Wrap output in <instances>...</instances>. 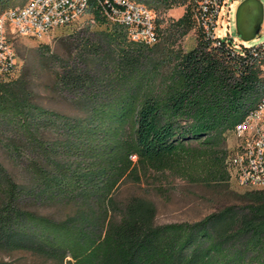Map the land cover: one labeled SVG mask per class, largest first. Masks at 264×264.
<instances>
[{
  "label": "trees",
  "instance_id": "obj_1",
  "mask_svg": "<svg viewBox=\"0 0 264 264\" xmlns=\"http://www.w3.org/2000/svg\"><path fill=\"white\" fill-rule=\"evenodd\" d=\"M135 1L185 11L157 18L158 42L145 46L90 1L85 14L102 28L86 27L95 40L56 77L82 117L36 104L24 77H0V264L18 252L43 264H264V190L164 225L146 199H115L123 182L149 173L225 185L228 140L264 95L260 49L236 51L195 29L183 51L178 41L195 28L186 0ZM9 7L0 0V12ZM56 206L70 211L41 212Z\"/></svg>",
  "mask_w": 264,
  "mask_h": 264
},
{
  "label": "rangeland",
  "instance_id": "obj_2",
  "mask_svg": "<svg viewBox=\"0 0 264 264\" xmlns=\"http://www.w3.org/2000/svg\"><path fill=\"white\" fill-rule=\"evenodd\" d=\"M27 0H10V7L22 6ZM242 0H237L230 8L220 11L215 35L219 39H227L236 51L242 47L258 46L264 42V22L259 34L249 42L241 41L235 29V11ZM185 11V6L177 7L163 13L155 12L157 18L164 17L170 20L179 19ZM97 30L93 17L84 14L73 24L53 30L41 39L12 36L11 45L16 58L13 71L2 80H14L24 77L32 89L36 104L42 108L70 117L80 118L84 115L82 107L67 93L61 91L56 84L58 73L71 63L73 58L87 53L84 46L93 42L95 37L91 31ZM77 36V38L75 37ZM195 28H192L177 45L183 51L195 46ZM85 55V54H84ZM237 141L231 136L227 143L229 156L234 153ZM0 159H3L0 151ZM134 160V158H132ZM248 187L239 186L229 172V180L225 185H205L190 183L175 175L149 173L140 177L139 183L123 182L115 195L118 202H124L130 197L137 196L151 202L156 211L155 224L194 222L206 215L230 204H238L241 195L252 191ZM70 210L60 206L45 208L41 212L56 219H62ZM13 264H43L35 257L26 253H14L10 257H3Z\"/></svg>",
  "mask_w": 264,
  "mask_h": 264
},
{
  "label": "built area",
  "instance_id": "obj_3",
  "mask_svg": "<svg viewBox=\"0 0 264 264\" xmlns=\"http://www.w3.org/2000/svg\"><path fill=\"white\" fill-rule=\"evenodd\" d=\"M90 1L27 0L22 6L1 11L0 77L11 73L16 65L10 41L12 36L41 39L53 30L69 26L81 18ZM235 1L186 0V6L195 29L205 40H215L220 11L229 9ZM258 1L263 6L262 27L264 0ZM94 3L107 22L123 28L130 42L145 46H153L158 42L155 12L143 3L135 0H94ZM247 48L264 52V42ZM261 73H264V66L261 67ZM234 138L237 144L234 153L227 159L228 172L239 186L264 190V95L236 126Z\"/></svg>",
  "mask_w": 264,
  "mask_h": 264
},
{
  "label": "water",
  "instance_id": "obj_4",
  "mask_svg": "<svg viewBox=\"0 0 264 264\" xmlns=\"http://www.w3.org/2000/svg\"><path fill=\"white\" fill-rule=\"evenodd\" d=\"M263 6L258 0H244L235 11V29L241 41L249 42L260 32Z\"/></svg>",
  "mask_w": 264,
  "mask_h": 264
}]
</instances>
